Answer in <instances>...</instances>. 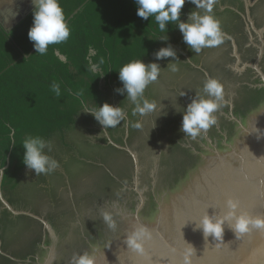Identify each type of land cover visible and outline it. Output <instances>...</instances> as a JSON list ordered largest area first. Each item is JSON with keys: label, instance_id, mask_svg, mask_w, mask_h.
Returning a JSON list of instances; mask_svg holds the SVG:
<instances>
[{"label": "trees", "instance_id": "obj_1", "mask_svg": "<svg viewBox=\"0 0 264 264\" xmlns=\"http://www.w3.org/2000/svg\"><path fill=\"white\" fill-rule=\"evenodd\" d=\"M58 3L64 11L70 36L65 42L49 45L44 55L35 53L33 42L28 38L34 10L9 33L0 30V169L6 168L5 175L0 177V189L4 198L19 188L27 170L23 163L26 138L40 137L47 142L58 138L65 144L66 134L75 130L81 113L86 109L96 110L103 103V84L117 86L118 71L124 65L140 59L145 63L166 43L159 39L166 35L169 41L180 33L179 22L170 23L168 31L162 33L154 16L149 21L139 18L135 0H58ZM194 7L190 2L184 5L182 22L187 21L185 17ZM235 26L232 25L228 34ZM225 45H229V41L224 38L221 45L206 48L202 56L200 53L199 59H194L197 67L190 71L184 85L178 84V91L165 100L150 122L138 131L130 129L126 146L138 153L140 189H146L147 204L153 199V179L159 189L174 182L192 162L193 151H201L200 143L206 142L204 133L193 140L180 129L183 114L192 99L208 98L203 88L209 78L218 80L223 86L224 101H229L231 96L236 118H242L264 97V88L253 87L250 83L251 70L237 76L223 67ZM101 59L104 63L99 71H92L91 64H99ZM254 59L255 56L243 62L252 63ZM54 83L60 86L59 96L52 90ZM228 110V105L221 102V107L213 113L217 123L206 133L217 145L222 143L223 134L228 135L233 128L227 117ZM118 143L121 144V140ZM108 149L109 172L97 179L94 186L74 195L78 207L69 201L62 208L58 207L53 216L47 217L60 243L90 234L99 226L104 214L102 208L107 203H124L134 211L137 194L129 189L134 170L132 157L114 146ZM180 160L186 162L175 172ZM98 197L88 207L78 209L82 201ZM82 212L80 225L73 228L72 221ZM14 219H24L27 236L15 242L12 251L2 244L9 257L0 255V264H17L13 259H29L38 241L40 222L22 215ZM68 219H72L71 223H67Z\"/></svg>", "mask_w": 264, "mask_h": 264}, {"label": "water", "instance_id": "obj_2", "mask_svg": "<svg viewBox=\"0 0 264 264\" xmlns=\"http://www.w3.org/2000/svg\"><path fill=\"white\" fill-rule=\"evenodd\" d=\"M256 1L249 0V5ZM33 10L34 5L22 19ZM252 29L261 41L256 59L252 63H242L232 41L231 57L234 60L229 67L238 76L247 69L254 71L259 78L257 87L264 88V73L259 67L264 53V28L257 30L252 26ZM249 37L250 45L253 43L255 46L256 38L252 35ZM222 102L229 107L227 117L233 123L232 131L228 135L223 134L224 140L220 145L204 133L208 145L200 143L201 151H193L192 162L174 182L159 189L153 179L151 204L146 203V189H140L138 153L126 147V141L121 145L124 147L115 146L132 157L134 170L129 189L137 194V204L131 211L124 203H107L102 208L104 214L99 226L90 234L60 243V238L46 220L14 212L0 193L1 202L13 215L35 218L50 239L49 243L42 245L43 251H38L34 261H13L17 264H74V257L88 253L95 257V264H185L184 257L191 252V264H264V230L250 227L247 233H236V220L229 215L231 210L227 203L229 200L238 201L236 217L241 214L264 216V97L250 107L242 118L234 117L231 96L229 101L223 99ZM153 115L144 124H148ZM107 161L108 158L49 213L53 214L69 201L78 207L74 195L94 186L97 179L109 172ZM180 161L175 172L186 162ZM154 174L155 171L152 172L153 178ZM97 199L99 197L82 201L78 209L88 207ZM83 214L77 213L76 220L68 219L67 223L72 221L71 226L75 228L80 225ZM206 215L214 222L224 221L220 239L205 235L197 227ZM106 217H111V221ZM140 226L149 229L152 235L151 240L144 244L143 253L133 251L126 243L131 232ZM24 236L27 233L15 242L21 241ZM14 243L8 247L10 251Z\"/></svg>", "mask_w": 264, "mask_h": 264}, {"label": "clouds", "instance_id": "obj_3", "mask_svg": "<svg viewBox=\"0 0 264 264\" xmlns=\"http://www.w3.org/2000/svg\"><path fill=\"white\" fill-rule=\"evenodd\" d=\"M195 5L196 9L204 10V14L192 11L186 22L181 21V11L185 5V0H135L137 5V16L145 21L150 17L155 18L159 25V31L166 33L167 26L172 22H179L178 29L183 37V42L189 46L195 53L199 54L203 48H212L221 45L224 42V33L221 30L220 21L217 20L213 13L214 5L217 0H189ZM34 5L33 25L28 31V38L33 42L35 53L46 54L49 45L60 44L65 42L70 36L68 24L65 22V14L58 3V0H32ZM167 42L168 37L165 35L159 39ZM157 61L172 58L178 60L176 51L171 44L167 47L160 48L154 53ZM66 59V58H65ZM103 59L99 64H91L92 71H99L103 64ZM161 66L158 63L145 64L142 60H134L124 65L119 71V80L123 88L115 89L119 95H127L128 99L135 105L132 113L133 116L139 114L147 115L155 111L156 103L144 99L146 88L153 82H156L160 75ZM172 71H177L176 67ZM52 90L60 95V86L58 83L52 85ZM203 96L195 97L188 104L183 114L181 131L195 140L203 131H207L217 123L213 113L221 107L224 99V90L221 83L209 78L204 85ZM142 101V103H141ZM91 114L95 120L102 126L103 130L115 128L121 124L127 117V113L119 106H112L104 103L96 111L86 112ZM133 127L139 128L140 124H134ZM15 132L13 131V136ZM13 146H15L13 144ZM51 151V144L40 137H28L23 142V163L28 170L34 171L35 176L40 174H49L59 167L56 160L46 155L44 150ZM6 168L0 169V177L5 175ZM228 207L231 210L230 216L235 218L234 231L236 233H247L251 228L264 230V216L253 217L248 214L235 216V211L239 207L238 201L229 200ZM109 222L111 217H106ZM223 220L213 221L209 216H205L198 228L202 229L205 235L214 236L220 239L223 232ZM152 235L149 229L140 226L137 227L127 237L126 243L130 249L135 252L143 253L144 244L151 240ZM188 252L184 261L185 264H191ZM74 264H95V257L88 253L74 257Z\"/></svg>", "mask_w": 264, "mask_h": 264}, {"label": "rangeland", "instance_id": "obj_4", "mask_svg": "<svg viewBox=\"0 0 264 264\" xmlns=\"http://www.w3.org/2000/svg\"><path fill=\"white\" fill-rule=\"evenodd\" d=\"M186 1L185 4H187ZM247 4L248 0H217L212 15L220 21L224 36L230 37L229 30L239 20L234 17L235 13L240 17L247 15ZM194 12L204 14V10L195 7ZM188 15L185 17L186 20ZM168 44H171L175 49L178 60L167 58L157 61L154 56L145 62V64L158 63L161 66L157 81L151 83L144 92V99L156 103L155 111L144 116L139 114L133 116L135 105L128 99L126 93L119 95L115 92V89L123 88L121 81L119 80L117 86L108 87L103 84V103L100 106L104 103L119 106L127 113L126 119L115 128L103 130L95 118L86 113L99 108L84 110L79 116L75 130L66 134L65 144L55 138L49 142L51 151H48L47 148L44 150L46 155L58 162L59 167L56 170L37 176L34 171L25 170L19 188L5 197L9 201L11 200V203L6 201L0 190L3 200L14 212L42 219L43 214L49 213L56 207L107 159L110 153L108 147H120L126 141L130 129L137 131L165 103V100L179 89V85L185 83L190 71L197 67L194 59L200 57V53L202 56V52L207 48H203L199 54L193 55L194 51L183 42L181 33L172 37L162 47H167ZM173 67H176L177 71H172ZM134 124H140V127H133ZM119 140H121V144L118 143ZM6 213L10 214L4 217ZM22 216L36 220L26 215ZM15 217L19 216L13 215L0 200V252L2 253L4 252L2 244L8 248L27 232L24 219L16 221Z\"/></svg>", "mask_w": 264, "mask_h": 264}, {"label": "flooded vegetation", "instance_id": "obj_5", "mask_svg": "<svg viewBox=\"0 0 264 264\" xmlns=\"http://www.w3.org/2000/svg\"><path fill=\"white\" fill-rule=\"evenodd\" d=\"M186 2L189 3L188 0ZM241 11H242V9H241ZM246 14H247L246 16L240 17L239 14L235 13V16L238 15V17H236V18L239 19V20H237V22L238 21L239 22L238 23L236 22L237 24L235 23L236 24L235 30H233L232 33L229 34L230 37L224 36V38L229 41V45L224 46V48L226 49L225 50L226 54H224L225 56L222 58V60H223L222 62H223V67L228 69L229 71H231L229 65L231 63V60L233 59V57H231L232 41L234 42V44L237 48V53H238L242 63H251L250 61H248V62H243V61L245 59L249 60L253 56H255V59H256L257 54H258V47H260V45H261V41L257 39V35L254 32V30L252 29V26L257 30L263 28V26H264V0H258L253 5H249V0H248V4L246 5ZM242 18H244V19H242ZM248 26H249V28H248ZM251 35L256 38L254 41L255 46L253 45V43L250 45V37L249 36H251ZM262 38L264 40V31H263ZM263 64H264V53H263V57H262V60L260 62V65H259L260 69L264 73ZM249 71L250 70L247 69L242 74H246ZM242 74H240V75H242ZM251 75H252V77H251ZM250 83H252L253 87H257L259 84V78L256 76V74L252 70L250 72ZM202 133H204V132H202ZM198 138H199V136H198ZM203 138H205V137H203ZM205 141H206V139H205ZM203 144L208 145L207 141ZM134 152H136V151L134 150ZM54 213L53 214L49 213L48 215L43 214L42 217L44 220H46L49 223L47 217L53 216ZM50 226L52 227V225H50ZM52 229L56 233V231L53 227H52ZM49 241H50L49 236L47 234H45L44 228L42 226V228L40 230V234H38V241L33 246L32 251H31L32 256L29 257V259L32 258L33 260L32 259H30V260L34 261L36 254H38V251L39 250L43 251L42 245L49 243ZM0 255H2L4 257H9L8 255H6L4 253L3 254L0 253Z\"/></svg>", "mask_w": 264, "mask_h": 264}, {"label": "crops", "instance_id": "obj_6", "mask_svg": "<svg viewBox=\"0 0 264 264\" xmlns=\"http://www.w3.org/2000/svg\"><path fill=\"white\" fill-rule=\"evenodd\" d=\"M32 6V0H0V30L9 33Z\"/></svg>", "mask_w": 264, "mask_h": 264}]
</instances>
